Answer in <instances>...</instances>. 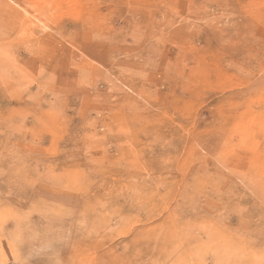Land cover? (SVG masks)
Wrapping results in <instances>:
<instances>
[{
	"label": "rangeland",
	"instance_id": "374dc122",
	"mask_svg": "<svg viewBox=\"0 0 264 264\" xmlns=\"http://www.w3.org/2000/svg\"><path fill=\"white\" fill-rule=\"evenodd\" d=\"M0 264H264V0H0Z\"/></svg>",
	"mask_w": 264,
	"mask_h": 264
}]
</instances>
